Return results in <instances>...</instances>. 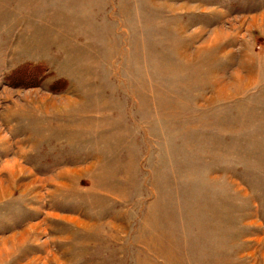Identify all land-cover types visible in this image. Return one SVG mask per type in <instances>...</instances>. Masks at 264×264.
Listing matches in <instances>:
<instances>
[{"label":"rangeland","instance_id":"obj_1","mask_svg":"<svg viewBox=\"0 0 264 264\" xmlns=\"http://www.w3.org/2000/svg\"><path fill=\"white\" fill-rule=\"evenodd\" d=\"M0 264H264V0H0Z\"/></svg>","mask_w":264,"mask_h":264}]
</instances>
